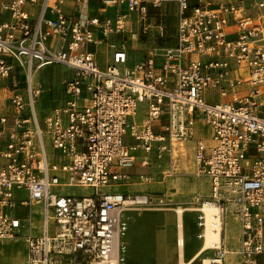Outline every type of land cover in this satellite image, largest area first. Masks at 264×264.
<instances>
[{
    "label": "built area",
    "instance_id": "2783aa9c",
    "mask_svg": "<svg viewBox=\"0 0 264 264\" xmlns=\"http://www.w3.org/2000/svg\"><path fill=\"white\" fill-rule=\"evenodd\" d=\"M65 1L0 0V11L9 16L0 23V92H9L10 110L0 116V240L26 232L25 264H125L124 213L151 209L162 199L116 188L128 182L138 152L171 159L201 123L210 130L211 145L194 142V163L211 188L198 208V225L205 226L206 204L223 207L222 214L230 210L240 226V264H260L264 13L253 19L239 15L235 3L196 0L191 6L174 0L175 43L151 47L128 68L131 43L141 35L145 41L150 34L166 37L149 8L171 0H73L74 16L64 12ZM93 1L98 14L88 15ZM246 2L264 11V0ZM102 46L110 56L104 66L97 62ZM51 66L69 69L72 77L64 84V103L42 115L36 110L42 86L35 76ZM144 103V118L135 123ZM66 187L92 192L63 195L59 189ZM19 190L26 200L16 201ZM18 206L29 209L27 217L14 214ZM213 250L212 264H224L225 251Z\"/></svg>",
    "mask_w": 264,
    "mask_h": 264
},
{
    "label": "crops",
    "instance_id": "0c3cea01",
    "mask_svg": "<svg viewBox=\"0 0 264 264\" xmlns=\"http://www.w3.org/2000/svg\"><path fill=\"white\" fill-rule=\"evenodd\" d=\"M205 2H209L211 5L221 4V3H235L240 8V14L243 17H250V18H258L260 15L264 13L263 10L258 9H251L248 6V3L246 0H205ZM166 3H170L172 6L171 9V16L170 20L167 21L165 18L162 8L163 5ZM189 4L191 6H194L196 4V0H189ZM26 10L35 13L34 8L26 7ZM99 6L96 2H91L88 7L87 14L88 15H96L98 14ZM64 12L67 15L74 16L78 14V8L77 5L74 3L73 0H66L64 4ZM109 12H114L113 10H107L106 15H109ZM149 15L152 18H157L161 21L165 28L166 37L164 39H156L154 38V34H150L147 36V40L145 41L144 36H140V39L138 42H133L128 46V52L129 50L133 51H141L142 57L140 58V61L143 60V58L146 56L147 51L153 47V46H171L175 43L174 40V32L177 22V3L174 0H171L169 2H164L160 8L153 9L149 8ZM112 17V16H111ZM9 19L8 13L4 11H0V23L5 22ZM136 30V27L135 29ZM127 38V35H126ZM164 42H169V44H165ZM98 54V64L100 66H104L106 62L109 60V54L106 52L104 46L98 48L96 50ZM107 55V58H106ZM129 58V55H128ZM53 67V66H51ZM46 67L42 69L38 74L35 76L36 82H41L42 77L48 76L49 68ZM61 67V66H58ZM63 68V69H62ZM63 70V82L61 87V94L60 98L58 99H51L49 105H45L44 107H39V103H42L41 98H38V102L36 105V110L39 114H45L48 112L51 108H53L56 105H61L64 103L66 96L64 93V84L67 80H69L72 77V72L65 68H57L54 69L55 73H58ZM17 70V69H15ZM68 72H71V75H68ZM45 78V77H44ZM41 84V83H40ZM57 84V83H56ZM42 86V84H41ZM42 91H44L42 89ZM50 92V89L48 90ZM59 96V95H58ZM208 97L213 98L215 100H218L216 97L212 95V93L207 94ZM9 92L5 89L0 92V116L8 114L9 110ZM48 107L49 109L45 112L42 111V108ZM10 111V110H9ZM139 124V123H138ZM196 140L202 141L207 146L211 145V133L208 127L204 126L201 123H197L194 128V137L192 140L185 142L183 144L177 145L171 155V159L167 155L165 159L162 160V162H169L171 164H174L175 157L174 153H181V145H184L186 149L189 151H192L193 154V160H194V142ZM127 143V139H126ZM158 160L155 159L154 156H145L143 153L138 152L135 155V164L132 168H136L141 170L142 172L139 174H132L130 173V169L127 170V173L129 175V180L126 182V184H123L119 186L117 189L120 193L124 195H146L147 190H145L142 184L138 183L137 180L141 179V177H152V173L155 170V166L158 164ZM195 164V163H194ZM167 166V165H166ZM166 166H163L164 169H166ZM162 167V166H161ZM173 168V166H172ZM164 170H161L163 172ZM204 179L193 181L192 184L188 187V193L185 194V191H182L180 194V197L173 198L169 200V197L167 199L165 198V203L170 205H177V207H184L183 205H187V207H192L194 210L185 211L182 214V237L184 241L183 246V259L184 261H191L192 259L194 262L191 264H201V259L203 258H214L216 255V252L211 250H206L201 254V256H198V258L195 260V256L197 253L200 252L202 247V241H201V230L202 228L198 225V208L200 206V201L194 199L195 197H199L202 201L207 200L210 195V180L202 176ZM138 183V184H137ZM201 185L203 186V191L201 190ZM154 188L158 189L157 191H164L165 187L164 184H158V186H153ZM183 189H186L185 187ZM178 193V192H177ZM20 194H24V199H19L18 196ZM167 194V193H166ZM15 199L16 201H22L27 199V195L24 191H15ZM163 199H162V205H163ZM39 207L35 206L32 208L33 212V220L34 222H38L40 220L37 210ZM176 208V207H174ZM174 208H153V209H146V210H136V211H127L124 213V216L127 219L128 222V230L126 233V236L124 238V243L126 245V255H125V264H179V249L177 247L178 244V238H179V231H178V220L177 216L175 214ZM24 210L23 215H19L18 210ZM230 209V208H229ZM139 211V212H138ZM231 213L230 210H226L223 214L224 216V222L228 224L226 221V213ZM14 214L19 218H25L29 214V209L18 206L15 210ZM129 214H135V215H149L146 218V221L141 224H134L133 218ZM231 215H233L231 213ZM235 227L233 228L231 234H229L228 231L227 234L222 235V243L221 248L225 251L224 256V264H240L239 256L237 255V251L239 249L240 245V226L239 222L236 216L233 215ZM38 220V221H37ZM36 224V223H35ZM27 235L26 232H21V234L18 236L19 238H22L25 241V236ZM25 255H26V245H25ZM26 259V257H25ZM260 264H264V256L260 258ZM25 264V261L24 263Z\"/></svg>",
    "mask_w": 264,
    "mask_h": 264
},
{
    "label": "rangeland",
    "instance_id": "374dc122",
    "mask_svg": "<svg viewBox=\"0 0 264 264\" xmlns=\"http://www.w3.org/2000/svg\"><path fill=\"white\" fill-rule=\"evenodd\" d=\"M171 9H172V6L170 3L164 4L163 8H162V12H163V14H164V16L168 22L171 21L170 20L171 19L170 18ZM108 16L109 17L114 16V12H109ZM164 43L169 44V42H164ZM128 55H129V58H128V62H127V67L132 68V66L134 64H136L140 61V58L142 57V52L129 50ZM57 68L59 69L61 67L53 66V67L49 68L48 76L47 77L44 76L45 78L42 77V80L40 83L42 84V89L44 91H42V94L40 95V98L42 97L41 98L42 103H39L40 108L44 107L45 105H49L51 99L60 98L61 87H62L61 82H63L62 80H63L64 76L62 74L63 68L60 69L62 71L55 73L54 69H57ZM16 73L21 74L22 70L19 68L18 70H16ZM68 75H71V72H68ZM49 89H50V92H48ZM48 109H49L48 107L42 108V111L45 112ZM145 112H146V104L145 103L139 104L138 108H137L136 117L134 118V122L140 123L142 121V119L144 118ZM161 122H162V120L156 122L157 125L154 128L155 133L161 132V130L159 128V125L161 124ZM182 147H184V145H181V153L180 152L174 153V157L176 158L174 161V164H171L169 162L165 163V162L159 161L157 166H155V170L152 173V177H147L146 179L141 178V179L137 180L138 183L142 184L143 187H145L144 189L147 190L146 193H148V195H151L154 197L153 199L156 200L157 199L156 197L163 199V202H164L163 205L158 204L156 202V204L154 203L153 208H174V207H177V205H170L169 203L166 204L165 198L167 199V197H169V200H171L173 198H178V197H180V195H181L180 193L182 191H185V194H187L189 192L188 187L190 184L193 183V181L204 179L201 175L198 174L196 165L194 164L192 151L191 150L188 151L185 147V149L187 150V154L185 156H182V153H183ZM47 152L49 154H51V150L49 148H47ZM246 156H247V154H246ZM163 166H166V169H164ZM172 166H173V168H172ZM161 170H164V171L161 172ZM129 172L132 174H139L142 171L139 169L133 168V169H130ZM61 182H65V180H61ZM160 183L164 184V186H169V187L164 188V189H166V188H168V189L164 190L163 192L160 190L157 191L158 189H156V187L154 188L153 186H158V184H160ZM184 187L186 189H183ZM201 188H202L201 190L203 191L202 185H201ZM114 190H115V187L114 188L112 187V188L106 189L104 191L110 192V191H114ZM59 191L62 192L63 195L70 194V195H76V196L90 195L92 192L91 190L73 188V187L60 188ZM164 195L166 196L165 198H164ZM18 198L24 199L25 195L20 194V196H18ZM194 199L202 202V200L199 199V197H195ZM183 206L187 207V205H183ZM153 208H151V209H153ZM36 210H37V213L39 214V208ZM18 213H19V215H23L24 210L19 209ZM129 215L131 216V218H133L134 224H137V225L145 222L146 218L149 216V215L140 216V215H135V214H129ZM226 221L228 222V224L226 223V229L229 232V234H231L233 228L235 227L234 218H233V215H231V213H228V212L226 213ZM38 222H35V223L38 225L39 224ZM52 229H53V224H51V226H50V230H52ZM37 231L38 230L35 229L34 233H36ZM201 232H202V230H201ZM25 245H26V242L22 238H19V237L14 238V239H9V240H0V253H1L0 254L1 255L0 256V264H7V263L13 264V262H14V264H23L25 261V257H26ZM211 251L214 252L215 250H211ZM7 253L8 254L10 253V255H8ZM14 257H16V259ZM4 259H5L6 263H4L5 262V261H3Z\"/></svg>",
    "mask_w": 264,
    "mask_h": 264
},
{
    "label": "bare ground",
    "instance_id": "6f19581e",
    "mask_svg": "<svg viewBox=\"0 0 264 264\" xmlns=\"http://www.w3.org/2000/svg\"><path fill=\"white\" fill-rule=\"evenodd\" d=\"M182 152H183L182 156H185L187 154V150L185 149V147H182ZM141 178L146 179L147 177L143 176ZM202 209L205 213V226L204 228H202V232H201L202 247H201L200 252L197 253V255L195 256L194 258L195 260L198 258V256H201V254L205 252L206 250H213V249H217L218 247H220L222 243L223 233L227 234L226 223L224 222V216L222 214L223 207L206 204L204 205ZM174 210H175V214L178 220L177 227L179 231V238H178L177 247L179 249V264H191L192 262H194L193 259L191 261H184L183 259L184 241L182 237V214L185 211L194 210V208L179 206V207L174 208ZM225 253H226V250H225ZM8 255H10V253ZM14 258L16 259V257ZM211 260L212 258H204V259L202 258L201 264H212ZM3 261H5V259ZM4 263H6V261Z\"/></svg>",
    "mask_w": 264,
    "mask_h": 264
}]
</instances>
